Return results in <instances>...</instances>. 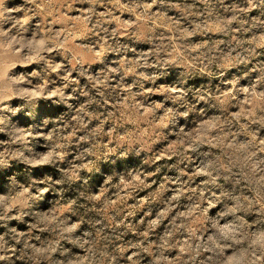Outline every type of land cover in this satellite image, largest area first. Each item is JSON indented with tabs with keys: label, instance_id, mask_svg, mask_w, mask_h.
<instances>
[{
	"label": "clouds",
	"instance_id": "clouds-1",
	"mask_svg": "<svg viewBox=\"0 0 264 264\" xmlns=\"http://www.w3.org/2000/svg\"><path fill=\"white\" fill-rule=\"evenodd\" d=\"M0 264H264V0H0Z\"/></svg>",
	"mask_w": 264,
	"mask_h": 264
},
{
	"label": "rangeland",
	"instance_id": "rangeland-1",
	"mask_svg": "<svg viewBox=\"0 0 264 264\" xmlns=\"http://www.w3.org/2000/svg\"><path fill=\"white\" fill-rule=\"evenodd\" d=\"M153 179H155L156 181H159L160 180V177L159 176H156V177H154ZM149 191H150V189H149ZM154 238V237H153Z\"/></svg>",
	"mask_w": 264,
	"mask_h": 264
}]
</instances>
